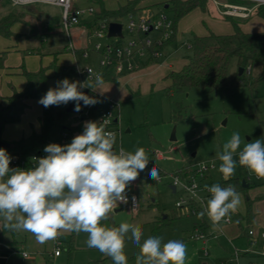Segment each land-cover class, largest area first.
<instances>
[{
	"label": "rangeland",
	"instance_id": "1",
	"mask_svg": "<svg viewBox=\"0 0 264 264\" xmlns=\"http://www.w3.org/2000/svg\"><path fill=\"white\" fill-rule=\"evenodd\" d=\"M127 1L104 0V3L108 9H114ZM165 1L168 0L141 1L138 8L132 13L133 18L138 22L150 11L157 14L163 9ZM226 1L243 2L241 0ZM77 4L80 7L93 6L96 10L100 7L97 0H75V6ZM14 9L25 12V22L27 23L16 22L12 26L11 36H0V51H6L5 64L11 69L9 70L11 73L0 74V95H9L14 89L22 90L26 83V78L22 73L23 68L38 71L42 66H50L49 70H51L59 65H74L78 71L75 81L80 82L86 81L89 77L84 72L86 67L105 70L99 65L100 53L95 50V44L98 42L105 44L113 42L115 39L95 36L93 31H90L86 26L87 19L92 17H82L79 24L65 29L61 24L62 8L59 6L47 3L18 6L10 0L1 1V15ZM195 13L198 12H192L187 16L189 23H195L196 19H193ZM167 14L173 19L171 13ZM116 20L126 27L130 18L129 15H126L120 16ZM179 20L181 21V18ZM259 21L264 24V20ZM178 23L179 21L177 22L176 36L165 44L162 49L163 55L157 59V63L163 62L165 59L171 61V70L181 68L186 57L193 52L194 36L192 31L189 28L187 30L184 25L182 28ZM199 23L205 29L209 25L202 21ZM48 25H53V29L47 30ZM255 26L254 29L259 30L257 28H260V24ZM158 34L153 31L148 36L155 37ZM135 37V34L125 28L121 43L126 44ZM146 65H150V63ZM260 70L258 65L246 68L238 67L236 60L233 59L228 68L227 82L232 83L238 78L239 81L243 80L246 84H232L229 88L209 89L192 86L182 91L169 90L168 82L164 78L166 73L162 70L140 75L126 82L124 86L129 95L125 99L111 98V101L116 104L113 114L118 118V122L111 125L116 133L114 148L118 151L120 147H123L126 151L135 152L137 148L142 147L148 154L149 163L126 190L138 196V209L133 210L129 205L118 203L110 213L109 219L102 221V224L108 227H118L122 222L136 224L142 228V240L149 236L162 237V243H166L168 240H181L186 244L187 249H192L191 245L195 243V240L189 239L188 236L191 233L194 235L198 233L194 224L200 222L201 219L197 217L195 211H191V209L197 208L195 205L192 206L191 194L181 184L176 185L173 190L172 176L178 172L181 181L190 182L191 169L195 170V165L214 163L216 167L209 169L206 172V177L195 174L194 180L199 188V195L203 198L211 197V194L203 189H205V185L210 187L213 184H220L223 179V175L219 172L222 162L218 159L217 153L222 152L223 144L231 138L232 134L238 132L241 136V146L238 151L242 150L248 142L256 139L264 141V77L257 80ZM122 75L124 73L117 74L115 77L118 78ZM59 80L61 79L49 78L47 90L56 87V82ZM89 83L94 84L95 80L89 79ZM105 97L107 96L105 95ZM38 100L32 99L29 110L26 111V117L32 118L30 121L35 124L42 114V105L38 103ZM74 109L67 115L66 126L86 121L99 122L101 114L108 109V106L100 105L96 109L83 104L80 111L77 112ZM80 113L81 115H79ZM30 121H25L23 118L19 122L5 124L3 137H6V131L10 125L12 126L11 134L28 128ZM83 130L84 127L82 130L76 131L66 129L67 144H70L73 137L81 134ZM58 132L61 131H56L53 134L54 141L60 136V133L57 135ZM172 136L175 137L174 140H172ZM6 150L8 154H13L8 149ZM157 153H161L163 157H157ZM190 165L192 166L190 167ZM154 166L159 172L158 182L149 176V172ZM185 167L190 168L184 174ZM242 174L245 176L250 174L254 180L251 182V186L238 191L240 203L246 207L245 214L249 205L256 199L255 197L261 198V208L264 214V188H262L264 179L257 178L237 164L234 175L241 176ZM194 200L202 207L200 200L197 198ZM181 202L183 204L179 205L178 203ZM164 217L172 221V224L160 223L165 219ZM244 224L246 227L250 226L246 222ZM3 229L5 228L0 226V231ZM19 235L23 239L28 238L29 240L28 232L19 231ZM56 239L60 242V256L53 254L56 249L55 240L41 245L36 242L34 237L32 241L35 250L29 251L30 257H37L40 264H113L110 257L104 256L96 249L87 247L85 243L87 233L63 232ZM0 240L2 247L12 249V253L16 254L14 255L16 259L19 257L17 252L24 250L25 243L23 242L12 244V242L3 241V239ZM261 241L262 239L256 247L251 244L250 247L264 249V245L261 246ZM138 252L139 248L130 240H126L125 254L128 257V264H135ZM191 261L193 262L195 259Z\"/></svg>",
	"mask_w": 264,
	"mask_h": 264
},
{
	"label": "clouds",
	"instance_id": "2",
	"mask_svg": "<svg viewBox=\"0 0 264 264\" xmlns=\"http://www.w3.org/2000/svg\"><path fill=\"white\" fill-rule=\"evenodd\" d=\"M90 76L84 82L70 81L68 78L56 82L38 103L45 108L67 105L75 102V111L84 106L95 105L99 101L87 95L82 89L97 91L104 84L101 75L90 84ZM97 89V90H94ZM103 123L84 122V130L66 145L50 143L43 151L46 156L33 158L37 163L28 169L10 168L12 157L0 148V219L3 227L10 231L31 233L37 243L43 245L55 240L63 232L87 233L88 248L98 250L110 257L113 264H128L125 254L126 240L139 248L135 264H186L187 246L181 240H168L149 236L142 240L143 231L139 225L122 222L118 227H108L102 221L109 219L118 203H127L126 190L149 163L144 148L135 152L123 147L115 150L116 133L106 130ZM241 136L233 133L217 153L222 162L219 172L227 180L234 175L238 163L246 167L257 178L264 179V141L256 139L244 145ZM203 169V165H201ZM149 176L159 181V172L154 166ZM180 184L179 178L175 181ZM186 187V186H185ZM193 188L187 191L202 204L197 217L205 215L213 226L230 219L240 204V195L235 187L213 184L205 189L211 197L205 200ZM135 205L136 197H132Z\"/></svg>",
	"mask_w": 264,
	"mask_h": 264
},
{
	"label": "trees",
	"instance_id": "3",
	"mask_svg": "<svg viewBox=\"0 0 264 264\" xmlns=\"http://www.w3.org/2000/svg\"><path fill=\"white\" fill-rule=\"evenodd\" d=\"M0 0V5H1ZM143 0H128L125 4L114 9H108L103 0H97L100 7L96 10L92 20L86 22L87 28L92 31L98 21L107 19H116L120 16L132 14L139 3ZM239 4L254 5L255 2L241 0ZM163 9L159 12L171 13L173 15V34L168 38L164 45L172 41L176 35L177 22L187 13L195 8L209 11V6L214 3L213 0H168L163 2ZM30 6V5H29ZM226 19L231 20L234 30L231 33L219 34L209 31L205 35H194L193 52L186 57V63L177 71H171L165 79L168 81L167 88L178 91L185 90L189 87L196 86L200 88L216 89L219 87L229 88L232 84L245 85L246 82L237 78L232 83L227 82V72L229 65L233 59L236 60L238 67H252L258 65L261 70L257 78L264 77V31H244L240 23L249 17L257 15L264 19V4H258L252 11L249 17L241 18L231 15H222ZM54 19V18H53ZM58 22L57 19H54ZM16 22H25V12L21 10H11L4 14H0V36L9 37L12 35V26ZM27 23V22H25ZM47 30L53 29V25H48ZM5 53L0 52V71L5 68ZM152 62L151 60H149ZM147 61L145 64H149ZM51 67H40L38 71H30L23 68L22 73L27 80L26 86L18 91L13 92L8 96L0 95V126L19 122L28 108L27 101L30 99H40L47 92V81L51 77L63 80L68 78L70 81H75L78 76V71L74 65H59L49 72ZM103 80H115L113 68H108L102 73ZM67 105L49 106L45 108L42 105V114L38 121L40 123V131L35 130L29 136L22 137L18 140L10 141V146L7 148L12 153H19L23 157L29 156L35 151H41L48 145V141L52 139L56 131L68 129L71 131L82 130V122L71 126L65 125V120L69 111L66 110ZM244 175H233L227 180L224 178L220 181L222 187L232 185L238 192L245 190L242 180ZM248 183V181H246ZM250 186V183H249ZM248 186V187H249ZM250 203V201L248 200ZM251 204L247 210L250 214ZM201 210H198L200 212ZM164 223H171L167 219ZM0 226L3 227L4 222L0 219ZM10 232L12 235L16 231L3 229L0 231V237L3 233Z\"/></svg>",
	"mask_w": 264,
	"mask_h": 264
},
{
	"label": "crops",
	"instance_id": "4",
	"mask_svg": "<svg viewBox=\"0 0 264 264\" xmlns=\"http://www.w3.org/2000/svg\"><path fill=\"white\" fill-rule=\"evenodd\" d=\"M73 2L75 5V0ZM192 12H198V13H195V16L193 17V19H196V21H194L195 22L194 24L189 23V19H187V16L191 14ZM261 19L264 20L263 18L257 15H254L242 21L240 23V26L244 31H247V32L264 31V24L259 21ZM90 20L91 19H87L86 22ZM200 21H202V23L206 22L207 24H209L208 27L206 29L201 27L199 23ZM178 24H180L182 28L184 25L185 28H187V30L190 29L193 33V36L194 35H205V34H208L209 31H213L219 34H225V33H231L234 30L231 20L226 19L220 15L218 7L215 5V3H211V5L209 6V11L201 10V8L193 9L191 12L187 13V15H184L181 18V21L179 20ZM256 24H260V28H257L259 30L254 29L256 27L255 26ZM177 30H178V26H177ZM157 59L158 58H138L137 57L135 60V62L138 64L137 68H135L132 71L123 72L124 75L118 78H115V80H103L104 84L102 85V87H100L98 90L94 89V90H97L94 92L100 96L98 100L99 102L97 103V106H95V108L98 109L100 105H102L103 107L108 106L109 102L111 101V98L125 99V97L129 95V92L125 88L124 84L130 81L131 79H135V77L137 76L148 74L156 70H162L164 73H166V75L169 72L173 71L171 70V65H172L171 61H168V59H165L163 60V62L157 63ZM149 60H151L152 62H150ZM147 61L150 62V65L145 64ZM185 63H186V60L184 61L183 65ZM181 68H178L174 71H177ZM9 70L11 69H9V67L6 66L5 64V68L1 69L0 74L1 73H11V71ZM105 70H102V71L104 72ZM49 72L52 73V69L49 70ZM116 75L117 74L115 73V76ZM77 77L75 78V80L77 79ZM26 84H27V80H26L25 86ZM84 90L85 88L82 89V91ZM105 95L107 97H105ZM31 102H32V99L27 101L28 108L25 110L21 120L23 118H25V121L26 120L30 121L32 119V118L26 117V111L29 110ZM41 112H42V108H41ZM117 122H118V119H117ZM83 123L82 125H84ZM28 125L29 127L26 129H23L21 132H14L11 134H10V129L12 128V126L10 125L6 131L7 132V134L5 135L6 137H3V134H2L3 127H2L1 139L9 143L10 141L18 140L22 137L29 136L33 130L37 132L40 131L41 127H40L39 121H37L36 124L30 121ZM59 133L60 132H58L57 135ZM192 165H190V167ZM190 167H185L183 169V172L186 173ZM244 178H245V175H244ZM252 181H254L252 178L250 181H248V184L250 183V186L252 185L251 184ZM262 188H264V186ZM208 198L210 197H204L205 202ZM255 198L256 199L252 201L251 203L250 214L248 213V215L247 213L245 214V211H246L245 205L240 203L236 211L230 213V216L232 218L230 222H227L226 220H222L218 225L213 226L211 221L208 219V217H204L201 219L200 222H196L194 224L195 225L194 228L195 230L198 231V233L196 235L191 233L188 236L189 239L195 240V243L194 244L192 243L191 245L192 249H187L186 264H255V263L264 264V254H262L264 252V249H253V247H250L251 236L248 233L250 229L254 231L255 238L257 240V242L254 244L255 247L258 245L257 243H259L261 239H262L261 246L264 245V241H263L264 239V214L262 213V208H261L262 200L261 198H257V197ZM192 204H193L192 206L194 205L197 206L196 209L195 208L191 209L192 212H194L193 210H195V212L197 213L198 210H202V207L199 205L198 202L194 201ZM124 205H127V204H124ZM164 218L166 219V217ZM178 218H180V216H178ZM163 220L160 221V223L172 224V222L164 223ZM2 222L4 221L2 220ZM245 222L246 224H249L250 226L246 227L244 224ZM199 234H204V237H200V236L198 237ZM0 239H3V241L6 240L9 242H12V244L14 242L15 243H21V242L25 243L24 250H22L21 252L19 251L17 252V255L19 256L17 259L14 256L16 254L12 253V249H5L4 246L2 247L0 245V264H40L37 257H30L29 251L35 250L34 244L32 241V239H34V236L31 235L30 233H29V240L28 238L23 239L19 235V231L18 232L16 231L15 235H12V233L10 232L3 233ZM1 242L2 241L0 240V243ZM227 248H231V249H227ZM24 251L29 253L28 256L23 255ZM54 255L60 256L61 253L59 255H56V254ZM193 259H195V261L192 262L191 260Z\"/></svg>",
	"mask_w": 264,
	"mask_h": 264
},
{
	"label": "built area",
	"instance_id": "5",
	"mask_svg": "<svg viewBox=\"0 0 264 264\" xmlns=\"http://www.w3.org/2000/svg\"><path fill=\"white\" fill-rule=\"evenodd\" d=\"M14 5L18 6H27L32 5L35 3H47L51 5H56L62 8V17H61V24L63 28L68 29L72 25H77L80 23L81 18H91V20L94 17V14L96 12V9L93 6L88 7H79L74 5V0H10ZM247 1H253L255 2L254 5L250 6L247 4H239L232 1H226V0H213L215 5L218 7V10L220 14L222 15H231L241 18H247L252 13L253 9L258 4H264V0H247ZM129 15V23L125 25L122 23V36H113L115 41L108 42V43H101L98 42L95 44V50L100 53L99 58V65L102 68L108 69L113 68L114 73L121 74L126 71H132L135 68H137L138 64L135 62L136 58H158L163 55V47L165 46V41L171 37L173 34V19L168 16L165 12H158L157 14H154L153 12H148V14L141 18L138 22L135 21L132 14ZM111 21H117L116 19H107L104 18L96 24L94 29L92 30L94 35L99 38H111L108 37V29H109V23ZM119 22V21H118ZM125 28L128 29L130 33H133L136 35L135 38L129 40L126 44L121 43V38L124 37V30ZM158 32L159 34L155 37L148 36L151 32ZM89 70H91V77L90 79L96 78V76L99 74L102 76L103 71L102 70H94L91 67H86L84 72H86L89 76ZM88 95L95 97L97 100H99L100 96L97 95L93 90L90 88L88 89ZM115 103L110 101L108 104V109L104 111L99 119L100 123H103L105 120L106 123V130L115 132L111 125L117 122V116L113 114V109L115 108ZM97 106V103L95 105H91L88 107H95ZM88 111V110H87ZM86 111V114L88 112ZM81 115V113L79 114ZM68 141V134L66 130H62L60 132V136L54 141L53 139H50L48 141V144L50 143H56L60 145L67 144ZM10 155V154H9ZM47 153H45L43 150L41 151H35L31 153L27 157H23L19 153H13L10 156L12 157L10 162V168H20V169H28L30 167H33L36 165V161L33 160V158H39L46 156ZM157 157L161 158L163 155L161 153L156 154ZM235 160L238 163V155H236ZM221 164V163H220ZM201 165H203V169L201 168ZM216 165L214 163L210 164H197L195 165V170L191 169V175L189 176L190 182H183L180 179V176L177 173H175L173 177V185H179L176 184L175 181L177 178L180 180L181 186L187 191L188 188H193V185L196 183L195 180V174H199L202 177H206V172L209 169L215 168ZM245 171L249 170L241 166ZM195 172V173H194ZM185 174V173H184ZM246 181L251 180V175L248 174L245 176ZM186 186V187H185ZM197 195L201 198L203 196L199 195V188L196 185V187L193 189ZM206 190V189H203ZM207 191V190H206ZM190 193L189 191H187ZM208 192V191H207ZM126 194L128 196V202L124 203L130 206L131 209L136 210L139 206V198L136 194L126 191ZM191 194V193H190ZM136 197L135 205L133 204L132 197ZM192 196V195H191ZM195 197L192 196L191 203H193ZM204 199V198H203ZM179 205H182L183 202L178 203ZM195 211V210H193ZM227 222H230L232 220L231 216L230 219H225ZM249 235L251 236L250 243L254 245L257 240L255 238L254 231L250 229L248 231ZM204 237V234H199L198 237ZM55 247L54 254L59 255L60 254V242L58 239H55ZM28 252L24 251L23 255L28 256Z\"/></svg>",
	"mask_w": 264,
	"mask_h": 264
},
{
	"label": "water",
	"instance_id": "6",
	"mask_svg": "<svg viewBox=\"0 0 264 264\" xmlns=\"http://www.w3.org/2000/svg\"><path fill=\"white\" fill-rule=\"evenodd\" d=\"M122 23L118 21H111L109 23V29H108V37H113V36H122ZM243 68V67H241ZM88 89H85L84 92L88 95ZM81 105H83V102H80ZM75 108V102L69 104L66 108L67 111H72ZM1 130L2 127L0 126V148H8L10 144L4 140L1 139ZM174 136H172V140H174ZM243 186L248 187L249 184L246 182L245 178L242 180ZM173 190H175V186L172 185Z\"/></svg>",
	"mask_w": 264,
	"mask_h": 264
}]
</instances>
